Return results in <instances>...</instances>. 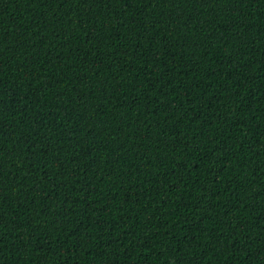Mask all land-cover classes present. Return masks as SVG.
<instances>
[{"label":"trees","instance_id":"16d2710c","mask_svg":"<svg viewBox=\"0 0 264 264\" xmlns=\"http://www.w3.org/2000/svg\"><path fill=\"white\" fill-rule=\"evenodd\" d=\"M0 264H264V0H0Z\"/></svg>","mask_w":264,"mask_h":264}]
</instances>
